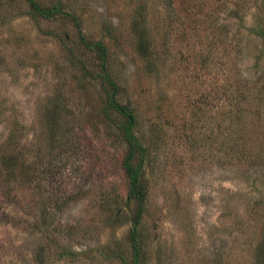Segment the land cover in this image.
<instances>
[{"label": "rangeland", "instance_id": "1", "mask_svg": "<svg viewBox=\"0 0 264 264\" xmlns=\"http://www.w3.org/2000/svg\"><path fill=\"white\" fill-rule=\"evenodd\" d=\"M36 1L105 44L133 111L141 264H264V0ZM99 74L70 19L0 0V264H130L126 118Z\"/></svg>", "mask_w": 264, "mask_h": 264}, {"label": "trees", "instance_id": "2", "mask_svg": "<svg viewBox=\"0 0 264 264\" xmlns=\"http://www.w3.org/2000/svg\"><path fill=\"white\" fill-rule=\"evenodd\" d=\"M30 8V13L44 19H50L57 16L66 17L70 19L77 30L80 42L84 49L91 51L95 54L99 62L100 74L99 78L104 86L109 89L108 105L122 117L126 118L125 125L122 127L123 137L127 143V153L123 159L122 167L128 179V197L136 202L137 210L131 221L129 230L128 241L131 252L130 264L142 263V252L140 245V231L139 225L143 213L146 192L142 183V170L145 157V147L142 145L138 137L133 132L134 117L133 111L128 106H122L116 101L117 84L111 78L107 68V54L108 50L105 44L101 41L91 42L88 41L81 29V22L74 14L64 11L59 3L53 4L48 7H42L36 0H25ZM258 35L264 39L263 32H257ZM137 158V163L132 161Z\"/></svg>", "mask_w": 264, "mask_h": 264}]
</instances>
